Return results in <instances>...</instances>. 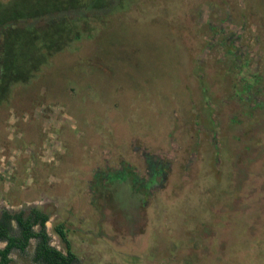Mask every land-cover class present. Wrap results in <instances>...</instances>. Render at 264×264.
<instances>
[{"label":"rangeland","instance_id":"1","mask_svg":"<svg viewBox=\"0 0 264 264\" xmlns=\"http://www.w3.org/2000/svg\"><path fill=\"white\" fill-rule=\"evenodd\" d=\"M132 1L0 106V217L74 264H264V0Z\"/></svg>","mask_w":264,"mask_h":264},{"label":"trees","instance_id":"2","mask_svg":"<svg viewBox=\"0 0 264 264\" xmlns=\"http://www.w3.org/2000/svg\"><path fill=\"white\" fill-rule=\"evenodd\" d=\"M132 2L0 0V106L13 86L30 82L52 58L80 41L82 31L91 29L92 23L100 22L101 18ZM48 222L49 215L40 209H32L29 214L4 211L0 217V242L6 245L0 248V264H11V253L14 250L25 252L33 240L37 241L34 255L37 263L74 264L77 255L64 225H57L55 232L65 242L66 253L51 245Z\"/></svg>","mask_w":264,"mask_h":264},{"label":"flooded vegetation","instance_id":"3","mask_svg":"<svg viewBox=\"0 0 264 264\" xmlns=\"http://www.w3.org/2000/svg\"><path fill=\"white\" fill-rule=\"evenodd\" d=\"M117 178H121V176L120 175H117L116 176ZM109 183H111V181L109 182ZM13 214V213H12ZM0 243H2V242H0ZM5 244V243H4ZM6 245V244H5ZM52 245V244H51Z\"/></svg>","mask_w":264,"mask_h":264}]
</instances>
